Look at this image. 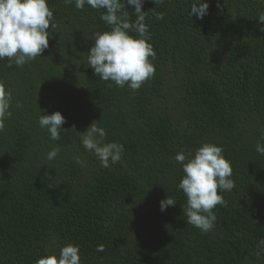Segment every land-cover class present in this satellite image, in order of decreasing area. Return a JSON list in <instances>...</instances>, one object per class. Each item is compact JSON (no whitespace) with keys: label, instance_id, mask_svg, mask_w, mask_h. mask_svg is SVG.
I'll use <instances>...</instances> for the list:
<instances>
[{"label":"trees","instance_id":"1","mask_svg":"<svg viewBox=\"0 0 264 264\" xmlns=\"http://www.w3.org/2000/svg\"><path fill=\"white\" fill-rule=\"evenodd\" d=\"M193 2L145 0L156 71L136 92L88 68L94 34L109 26L87 5L48 0L57 27L41 57L22 67L0 60L13 95L0 133V264H35L67 244L79 245L81 264H264V0H206L202 19L190 15ZM56 111L66 123L53 141L38 120ZM94 122L125 149L109 168L82 147ZM203 142L223 147L235 184L207 234L187 225L173 159ZM168 195L176 205L162 212Z\"/></svg>","mask_w":264,"mask_h":264},{"label":"clouds","instance_id":"2","mask_svg":"<svg viewBox=\"0 0 264 264\" xmlns=\"http://www.w3.org/2000/svg\"><path fill=\"white\" fill-rule=\"evenodd\" d=\"M66 4H75L83 10L85 6L103 10L100 19L109 26V30L94 34V44L87 55L88 68L103 81H111L115 86H127L133 92L154 77L155 67L152 60L156 52L149 41L152 39L150 26L146 23L145 0H126L127 5L134 6V12L125 10V0H64ZM155 5H163L164 0H152ZM219 7V4L217 5ZM206 0H194L190 15L202 19L208 12ZM135 19H131V15ZM157 20H163V12L155 13ZM258 20L260 31H264V12ZM56 28L54 11L48 0H0V60L7 58L8 66L13 63L22 67L32 62L49 47V27ZM131 33H135L132 35ZM151 58V59H150ZM110 87L112 84L109 85ZM13 95L10 89L0 81V133L6 128V120L12 116L10 110ZM21 107V102L16 101ZM66 118L56 111L51 115H40L38 125L47 130L51 140L58 141L61 126ZM260 138L264 141V127L260 128ZM107 133L95 122L81 133L82 147L93 153L101 167L109 168L122 159L124 146L118 142H105ZM256 151L264 155V143L257 142ZM224 149L212 142H203L194 153L181 150L174 156V161L182 165L183 176L177 185L186 197L183 213L187 225L198 228L202 233L214 230L217 220L214 209L217 205L226 207L224 192H231L234 181L231 179L233 169L231 162L224 156ZM59 149L53 148L47 153V160H54ZM76 162L82 164L79 158ZM176 200L168 195L160 201L163 212L169 206H175ZM97 252H103L104 246L98 245ZM264 254V238L257 244L256 255ZM35 264H81L79 245L67 244L60 248L59 254L41 256Z\"/></svg>","mask_w":264,"mask_h":264}]
</instances>
